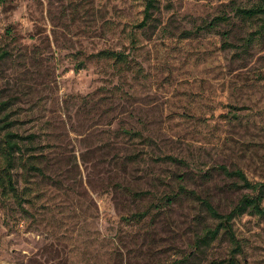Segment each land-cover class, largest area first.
Returning <instances> with one entry per match:
<instances>
[{
    "label": "rangeland",
    "instance_id": "obj_1",
    "mask_svg": "<svg viewBox=\"0 0 264 264\" xmlns=\"http://www.w3.org/2000/svg\"><path fill=\"white\" fill-rule=\"evenodd\" d=\"M235 3L264 0H156L147 27L143 0H0V117L33 136L43 169L15 161L19 199L0 182V264H228L224 235L195 249L216 222L178 192L228 213L248 191L216 167L264 182V39L239 55L257 23L199 28ZM166 193L177 198L162 205ZM232 230L233 264H264V216L244 213Z\"/></svg>",
    "mask_w": 264,
    "mask_h": 264
},
{
    "label": "trees",
    "instance_id": "obj_2",
    "mask_svg": "<svg viewBox=\"0 0 264 264\" xmlns=\"http://www.w3.org/2000/svg\"><path fill=\"white\" fill-rule=\"evenodd\" d=\"M144 10L143 19L140 23V27H147L153 22L152 12L157 8L156 0H143ZM235 2V1H234ZM232 17L230 16H220L216 17L211 21L204 22L199 28L211 30L218 26H233L232 19L238 21L242 25H251L252 23H257V30L253 33L245 35L240 44L241 51L238 53L247 54L249 49L254 42H260L264 39V5H252V6H242L239 4H234L232 9ZM226 33H222V36ZM227 38L223 36V44L230 46V43L226 40ZM7 55V51H2L0 53V60ZM93 57L109 56L113 58L115 63H119L126 59L124 53L122 52H98ZM84 66V61H77L74 65L75 70H80ZM6 108V104L0 102V115L2 110ZM5 117V116H4ZM0 131L3 132L1 137V147L0 150L3 153L4 167L0 171V182L3 187L4 194H11L14 198L19 199L17 190L12 184L10 170L13 168L16 160H19L21 166L26 171H33L38 174H43V169L35 163L34 155L32 153L33 147V136H20L17 133L11 131V125L6 121L5 118L0 117ZM123 134L129 137L141 136L138 131H133L130 129H123ZM159 160H168L176 166L187 167L189 164L182 158H178L171 155H163L156 157ZM219 174L226 179L235 182L234 188H240L247 190L248 193L243 194L237 200L235 205L230 209L228 213H221L212 204L209 197H200L194 190H186L184 185H179L178 195L190 196L193 199L199 201V205L204 210L208 219L215 221L216 225L213 229L206 227L202 234L196 237L194 242L195 249L200 250L201 247H207L211 242L217 238L219 234L227 237L229 242L234 245L231 257L228 264L234 263V254L238 250L237 240L235 239L234 232L232 230V221L234 218L241 216L244 213H251L256 216H264V206H262V200H264V182H251L248 180L244 172L239 169H228L225 165H220L216 167ZM2 172V173H1ZM4 174V176L2 175ZM206 174V173H205ZM126 192H128L133 197H140L145 193H133L128 187H124ZM8 191L10 193H8ZM177 198L174 194H163L160 198L162 205H167L171 200ZM145 216V213H135L129 217H123V220L130 221L135 218L136 221L141 220Z\"/></svg>",
    "mask_w": 264,
    "mask_h": 264
}]
</instances>
